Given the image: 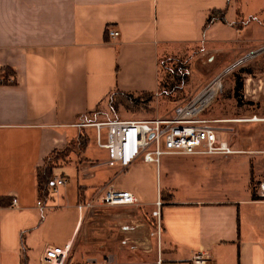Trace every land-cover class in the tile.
Segmentation results:
<instances>
[{"label":"crops","instance_id":"1","mask_svg":"<svg viewBox=\"0 0 264 264\" xmlns=\"http://www.w3.org/2000/svg\"><path fill=\"white\" fill-rule=\"evenodd\" d=\"M214 10L226 12V23L215 21L204 31ZM239 19L245 21L241 31L234 26ZM263 24L264 0H0V264H21L23 253L29 264H41L48 246L69 243L73 253L66 264L82 254L76 243L92 211L78 212L79 196L111 182L119 169L107 164L106 150L91 152V140L84 152L55 164L54 177L56 169L75 168V200L66 189L71 178L60 176L68 182L57 199L60 190L41 199L37 179L55 152L77 146L82 118L115 91L156 94L159 60L179 46L203 47L217 76L264 46ZM253 28L262 32L259 38L249 35ZM112 30L119 37L111 38ZM260 84L261 102L254 94L249 101L262 107L248 110L243 122L249 133L238 132L229 143L237 153L195 162L211 172L226 161L221 178L232 188L191 183L180 192L167 180L161 252L149 264H191L198 254L208 264H264V200L252 198L253 186L264 180V79ZM165 169L169 179L172 168L165 163ZM141 171L151 193L141 187ZM119 177L125 180L113 181L118 189L155 207L160 177L154 168L138 164ZM110 257L99 254L87 263L114 264Z\"/></svg>","mask_w":264,"mask_h":264},{"label":"rangeland","instance_id":"2","mask_svg":"<svg viewBox=\"0 0 264 264\" xmlns=\"http://www.w3.org/2000/svg\"><path fill=\"white\" fill-rule=\"evenodd\" d=\"M251 20L247 22L249 23ZM242 22L245 23L243 20ZM249 35H251V38L256 39L262 35V32L259 31L257 33L253 28L250 30ZM176 49V51L165 54L159 60L158 75L163 89L161 93L157 91L156 94L158 96L154 94V99L150 104L139 107L125 104L114 109L112 104L120 98L116 97L112 104L109 98L93 115L80 120L84 125H90L82 129L88 137L92 138H89V143L92 140L91 152H93L94 148L98 149L95 136L96 129L92 126L93 124L115 120L170 119L179 107L187 104L209 86L206 89L207 91L221 76L220 86L216 90L214 102L203 112L200 118L201 120L208 121L209 125L218 128L222 132L224 140L228 143H231L232 140H238V132L244 133V136H247L249 133L247 132L248 125L243 123L248 120L247 111H254L255 108L262 107V103L255 105V103L249 101V97H251V94L256 95L257 102L259 99L261 102L263 98L260 82L264 79V46L248 54L251 55L249 60L226 74H222L225 71L223 70L218 74L219 76L211 74L214 71L213 66H215V62L213 63L210 57L204 54L203 47L197 45L179 46ZM178 66H183L181 74L186 76L184 82L179 87L178 76L174 73V70ZM209 81L210 83H208ZM237 81L243 83V88L238 93L236 90ZM75 151L78 152L77 148ZM69 155L65 157V153L59 156L58 154H54L50 163L54 167L55 164L59 163L63 165L67 161V158H69ZM198 158L215 159L214 161H218L219 159L217 158H224V156L164 157L159 173L160 178L158 182L155 180V195L158 193L157 200L160 197L162 201L167 197L165 194L167 192L164 188L167 180H171L172 184L180 192L190 188L191 183H193V187H200L202 185L205 189L210 190L232 188V182L229 179H225L226 177H224L223 180L221 178V174L223 173L221 168L229 169L224 164L226 161L219 164L221 165L218 167L219 169L205 172L203 170L204 166L201 163L195 164ZM199 161L201 162L202 160L199 159ZM165 163L172 168V175L169 179L166 178L170 174L165 169ZM210 166L214 167L212 164ZM98 171L101 172V169L95 170L96 173ZM55 175L56 177L64 175L71 178L70 184L66 189L68 190L69 198L75 200L76 180L74 178L77 176L75 168L64 167L56 169ZM141 175L143 176L141 178L142 189L144 188V192L151 193L153 190L150 181H148L149 177L144 176V171H141ZM117 180L122 184L125 179L118 177ZM234 185L242 187L235 183ZM257 185L258 183L253 186L255 192ZM63 191L64 189L60 188L59 195L55 196L56 199L58 196L61 197ZM65 204H67L66 200ZM155 209L156 206H147L139 202V204L134 206L102 207L92 211L90 214L86 213L83 228L76 243V247L81 250L82 254H76L72 262L68 264H86L88 257H96L99 254L111 256L110 259L115 261L114 264L151 263L155 259V256L160 255L164 231L162 225L159 228L158 222L153 216ZM65 217L68 218V216ZM66 218L63 219L64 222ZM72 253L71 249L68 260Z\"/></svg>","mask_w":264,"mask_h":264},{"label":"built area","instance_id":"3","mask_svg":"<svg viewBox=\"0 0 264 264\" xmlns=\"http://www.w3.org/2000/svg\"><path fill=\"white\" fill-rule=\"evenodd\" d=\"M111 38L119 37V32L109 31ZM14 81V80H12ZM209 87V86H208ZM206 87L194 99L179 107L170 119L152 120H115L97 123L92 126L96 129V145L109 154L108 165L119 170L111 182L93 190L90 196H80L77 210L81 215L102 207L134 206L139 199L130 191L118 189L114 182L120 175L133 166L144 164L155 170L159 178L161 161L167 156H229L236 154L230 144L224 140L222 132L208 121L201 120L203 112L214 102L216 95L211 99L202 98ZM158 96V94H156ZM90 125L80 123L83 128ZM64 177L51 179L49 190L57 194L60 188L67 184ZM256 194L264 200V180L256 186ZM12 205L17 206V200ZM42 207V203L38 202ZM153 212L159 228L162 224L163 202L157 200ZM72 249V244L48 246L41 259V264H66ZM96 260H89L87 264H96ZM209 259L202 254L196 255L191 264H208Z\"/></svg>","mask_w":264,"mask_h":264},{"label":"trees","instance_id":"4","mask_svg":"<svg viewBox=\"0 0 264 264\" xmlns=\"http://www.w3.org/2000/svg\"><path fill=\"white\" fill-rule=\"evenodd\" d=\"M215 21H221L223 23H226V12L222 10H214L210 13L208 20L206 22V25L204 27V31L208 29L209 26ZM244 21V20H243ZM243 22L242 20L239 19L238 22L235 23V28L239 31L243 29ZM108 35V31L106 32ZM183 69V66H178L175 70L174 73L178 76V87L184 82L186 76L181 74V71ZM243 88V83L241 81H237L236 83V90L237 93ZM163 87L161 86V83L159 84L158 88V93L162 92ZM120 98L118 101H116L114 104L113 101L115 98ZM154 99V94L153 93H144L140 94L139 96L135 97L134 95L126 94L120 91H115L111 97L110 101L113 108H118L120 105H125V104H131L139 107V106H147L150 104ZM89 143V137L86 135L84 130L81 128L79 130V136L77 139V146L74 143H71L68 148H66L62 152H55L54 154L61 155L62 153H65V157L69 155L71 152L75 151L77 148V153H82L86 150L87 146ZM51 158H48L45 162V165L38 170L37 173V179H38V189H39V194L41 199H49L51 196L49 186L51 184V179L54 176V165H51ZM252 198L253 199H258V196L254 190H252ZM162 225V224H161ZM163 226V225H162ZM163 229V227H162ZM21 264H29V260L27 257L26 253H23V256L21 258Z\"/></svg>","mask_w":264,"mask_h":264},{"label":"bare ground","instance_id":"5","mask_svg":"<svg viewBox=\"0 0 264 264\" xmlns=\"http://www.w3.org/2000/svg\"><path fill=\"white\" fill-rule=\"evenodd\" d=\"M221 78L222 76L218 78L206 92L203 93L202 98L211 99L215 96L216 90L220 86Z\"/></svg>","mask_w":264,"mask_h":264},{"label":"water","instance_id":"6","mask_svg":"<svg viewBox=\"0 0 264 264\" xmlns=\"http://www.w3.org/2000/svg\"><path fill=\"white\" fill-rule=\"evenodd\" d=\"M251 58V55L246 56L244 59H242L241 61L237 62L236 64H234L233 66L227 68L222 74H226L229 71H231L232 69H234L235 67L239 66L240 64L246 62L247 60H249Z\"/></svg>","mask_w":264,"mask_h":264}]
</instances>
